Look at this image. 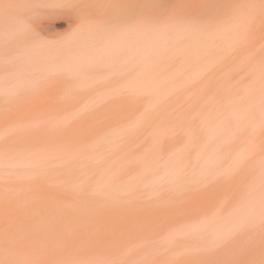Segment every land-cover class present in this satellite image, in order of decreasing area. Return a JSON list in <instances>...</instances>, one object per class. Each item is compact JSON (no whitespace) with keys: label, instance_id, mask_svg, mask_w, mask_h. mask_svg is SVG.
I'll use <instances>...</instances> for the list:
<instances>
[{"label":"rangeland","instance_id":"374dc122","mask_svg":"<svg viewBox=\"0 0 264 264\" xmlns=\"http://www.w3.org/2000/svg\"><path fill=\"white\" fill-rule=\"evenodd\" d=\"M69 13L42 20L49 37L72 32L77 18ZM237 60L211 61L204 75L195 73L200 60L191 61V72L166 61L175 69L139 74L136 91L122 88L127 75L89 85L105 73L96 68L95 76L62 74L0 93L1 160L82 150L36 175L0 165V264H264V121L250 128L255 109L264 116V102L254 103L253 116L242 108L264 98V57ZM113 91L120 93L100 98ZM233 109L251 119L234 137L212 127L227 123ZM155 116L158 127L149 122ZM179 165L184 170L172 180L167 170Z\"/></svg>","mask_w":264,"mask_h":264},{"label":"bare ground","instance_id":"6f19581e","mask_svg":"<svg viewBox=\"0 0 264 264\" xmlns=\"http://www.w3.org/2000/svg\"><path fill=\"white\" fill-rule=\"evenodd\" d=\"M5 5L7 7H4ZM57 11L70 12V16L74 14L73 16L77 18L72 32L67 37L59 39L49 37L42 22L46 16L50 19L51 13L54 15ZM263 57L264 0H0V93L8 95H15L30 87H41L49 78L62 74L78 79L88 72L95 76L93 71L96 68L105 70V73L101 79L95 78L90 81L89 85L112 76L127 75V81L126 78L125 80L122 78L126 81L122 88L136 91L139 89V74H153L157 65L159 68L175 69L170 68L166 61H178L183 64L185 70L191 72V61L200 60V69L195 70V73L204 75L214 66L211 61L251 59L253 62ZM6 65L13 67V72L7 73L4 70ZM217 68L218 66L215 70L212 69L213 72H216ZM208 73L206 78L213 74L210 71ZM234 91L236 92V89ZM113 92V95L104 94L100 95V98L107 100L120 93ZM247 92L253 96L256 93L255 84L248 87ZM170 94L163 92V96L168 99ZM236 97V100L242 99L241 95ZM263 100L264 98L257 97L242 108H246L244 111L250 115L253 113L251 109L256 105L254 103L264 102ZM239 109H233L225 114L227 123H213L212 127L228 131L234 137V134H239L240 129L242 130V126L245 127V123L247 125L252 123L250 128H258L264 121V116H260V113L258 117L255 116V113H258L257 109L254 116L250 115L253 116L252 120L250 119L252 122L244 112L242 117ZM219 111L222 112V109ZM159 117L156 118L159 120L161 119ZM158 120L148 121L158 127L160 122ZM133 128L136 129L135 126ZM209 135L211 139H216L214 134ZM229 138L231 140V137ZM161 148L159 150L163 149ZM221 151L219 154L223 153ZM159 152H162L160 153L162 157L164 150ZM81 153V148L75 146L50 148L35 153H22L14 160L0 159V165L5 163L14 170L20 167L22 171L36 175L39 166L68 163ZM105 161L107 162V159ZM180 170H184L182 165L176 169L168 168L167 171L169 177L174 180L177 178L174 172ZM53 260L55 261V258Z\"/></svg>","mask_w":264,"mask_h":264},{"label":"snow or ice","instance_id":"6c2138e0","mask_svg":"<svg viewBox=\"0 0 264 264\" xmlns=\"http://www.w3.org/2000/svg\"><path fill=\"white\" fill-rule=\"evenodd\" d=\"M4 7H7V5H5Z\"/></svg>","mask_w":264,"mask_h":264}]
</instances>
